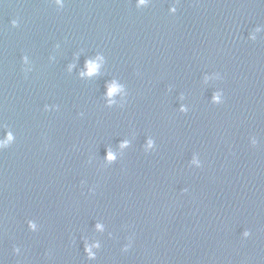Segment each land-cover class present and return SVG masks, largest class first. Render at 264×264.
<instances>
[{
  "label": "water",
  "instance_id": "1",
  "mask_svg": "<svg viewBox=\"0 0 264 264\" xmlns=\"http://www.w3.org/2000/svg\"><path fill=\"white\" fill-rule=\"evenodd\" d=\"M0 264H264V0H229L0 231Z\"/></svg>",
  "mask_w": 264,
  "mask_h": 264
},
{
  "label": "clouds",
  "instance_id": "2",
  "mask_svg": "<svg viewBox=\"0 0 264 264\" xmlns=\"http://www.w3.org/2000/svg\"><path fill=\"white\" fill-rule=\"evenodd\" d=\"M140 2L143 3L144 0H140ZM110 91H111V90H110ZM10 139H11V136L9 135V136L7 137V140H10ZM7 140H5L4 143H7ZM109 158L111 159V157H109Z\"/></svg>",
  "mask_w": 264,
  "mask_h": 264
}]
</instances>
